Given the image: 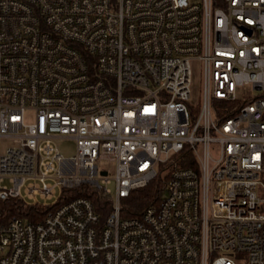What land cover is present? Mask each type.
<instances>
[{"label":"built area","instance_id":"1","mask_svg":"<svg viewBox=\"0 0 264 264\" xmlns=\"http://www.w3.org/2000/svg\"><path fill=\"white\" fill-rule=\"evenodd\" d=\"M235 100L219 118L215 102ZM184 149L194 167L176 166ZM167 165L163 198L122 218L120 200ZM86 189L109 200L104 222ZM9 199L50 210L0 225V264H264V0H0Z\"/></svg>","mask_w":264,"mask_h":264},{"label":"trees","instance_id":"2","mask_svg":"<svg viewBox=\"0 0 264 264\" xmlns=\"http://www.w3.org/2000/svg\"><path fill=\"white\" fill-rule=\"evenodd\" d=\"M243 101L215 102V111L219 118L225 119L231 114L230 110L234 106L240 107ZM177 167H194L195 162L192 155L184 149L181 155L174 157ZM174 165L161 166L158 176L150 181L145 187L133 190L126 198L120 200V215L122 218H132L139 216L144 209L151 205L157 204L164 195L165 183L169 178L171 169ZM87 190V189H86ZM78 191H65L62 195L63 200L66 196L78 195ZM88 197L99 214L100 223L104 222L105 217L109 214L110 202L93 190H87L83 193ZM59 201L55 206L61 204ZM50 206H26L17 199H9L0 202V225H4L8 219L19 217L26 221L39 222L42 220Z\"/></svg>","mask_w":264,"mask_h":264},{"label":"rangeland","instance_id":"3","mask_svg":"<svg viewBox=\"0 0 264 264\" xmlns=\"http://www.w3.org/2000/svg\"><path fill=\"white\" fill-rule=\"evenodd\" d=\"M191 64V86H190V98L188 101L189 106L191 107L193 114H197L198 109L200 108L203 92H204V67L203 63L197 59H193L190 62ZM245 92L250 93L249 87L245 88ZM255 93V92H253ZM25 122L29 123L33 119V112L28 111L25 115ZM55 144L58 148V151L61 155L68 157L74 154L75 151V143L67 138H58L55 140ZM11 145V141L2 140L1 141V152H4L7 147ZM100 169H107L109 171V177H112L114 172V162L105 158L103 160H99L97 162ZM108 188L112 192V196H114V187L113 185H109Z\"/></svg>","mask_w":264,"mask_h":264}]
</instances>
